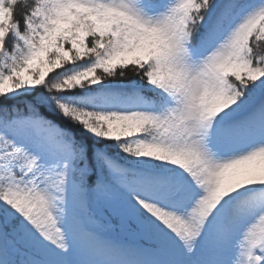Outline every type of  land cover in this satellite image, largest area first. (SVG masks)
<instances>
[{
  "label": "snow or ice",
  "instance_id": "1",
  "mask_svg": "<svg viewBox=\"0 0 264 264\" xmlns=\"http://www.w3.org/2000/svg\"><path fill=\"white\" fill-rule=\"evenodd\" d=\"M0 264H264V0H0Z\"/></svg>",
  "mask_w": 264,
  "mask_h": 264
}]
</instances>
